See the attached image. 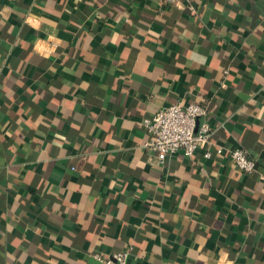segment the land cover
Here are the masks:
<instances>
[{
  "label": "crops",
  "instance_id": "1",
  "mask_svg": "<svg viewBox=\"0 0 264 264\" xmlns=\"http://www.w3.org/2000/svg\"><path fill=\"white\" fill-rule=\"evenodd\" d=\"M177 102L204 107L207 143L159 163L141 120ZM126 247L264 264V0H0V264Z\"/></svg>",
  "mask_w": 264,
  "mask_h": 264
},
{
  "label": "built area",
  "instance_id": "2",
  "mask_svg": "<svg viewBox=\"0 0 264 264\" xmlns=\"http://www.w3.org/2000/svg\"><path fill=\"white\" fill-rule=\"evenodd\" d=\"M163 4H173L178 0H159ZM185 8L191 15L195 13L194 6L185 2ZM205 116L203 106L187 103L169 104L159 108L152 114L141 120V125L147 135L141 146L152 151L156 160L162 163L165 158L173 153L181 152L185 157H190L194 151L207 143L209 124L202 121L198 130L194 132L196 117ZM216 154H224L241 173H250L255 168V161L240 147L223 148L217 146L214 149ZM204 158L210 157V151L204 150ZM129 247L122 248L108 256L94 254L93 258L98 264H128L127 255Z\"/></svg>",
  "mask_w": 264,
  "mask_h": 264
}]
</instances>
